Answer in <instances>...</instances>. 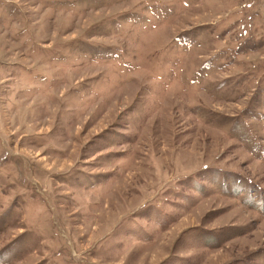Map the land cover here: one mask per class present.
Segmentation results:
<instances>
[{
  "label": "rangeland",
  "instance_id": "1",
  "mask_svg": "<svg viewBox=\"0 0 264 264\" xmlns=\"http://www.w3.org/2000/svg\"><path fill=\"white\" fill-rule=\"evenodd\" d=\"M0 264H264V0H0Z\"/></svg>",
  "mask_w": 264,
  "mask_h": 264
},
{
  "label": "crops",
  "instance_id": "2",
  "mask_svg": "<svg viewBox=\"0 0 264 264\" xmlns=\"http://www.w3.org/2000/svg\"><path fill=\"white\" fill-rule=\"evenodd\" d=\"M170 226H173V224H172V225H170ZM170 226H169V227H170Z\"/></svg>",
  "mask_w": 264,
  "mask_h": 264
}]
</instances>
